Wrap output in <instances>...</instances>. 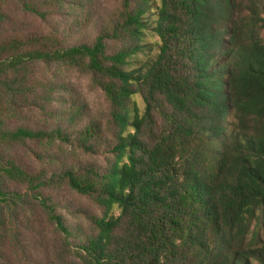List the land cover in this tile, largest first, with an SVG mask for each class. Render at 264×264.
I'll return each mask as SVG.
<instances>
[{"label":"trees","instance_id":"obj_1","mask_svg":"<svg viewBox=\"0 0 264 264\" xmlns=\"http://www.w3.org/2000/svg\"><path fill=\"white\" fill-rule=\"evenodd\" d=\"M83 7L0 0V264H264V0Z\"/></svg>","mask_w":264,"mask_h":264},{"label":"rangeland","instance_id":"obj_2","mask_svg":"<svg viewBox=\"0 0 264 264\" xmlns=\"http://www.w3.org/2000/svg\"><path fill=\"white\" fill-rule=\"evenodd\" d=\"M84 5V12L83 15L86 13H91L89 20V26L84 28L82 31V35L84 37L87 36V34L91 33L95 23H100L101 20H105L106 17L113 13L117 8L120 0H80ZM153 3L157 4L158 0H152ZM61 14H66V12L70 13L71 9L68 8L67 5L64 6L62 11H60ZM74 12H81L78 10H75ZM146 41L148 43H152L157 41L156 37H153L151 35H148L146 37ZM70 81L73 84V92L78 97L84 98L85 102L89 105V110L92 114H98L104 111L105 108V102H104V96L101 91L94 88L90 82L83 78L78 77L74 78L73 74L71 75ZM133 99L136 101L137 105L140 109L143 107V103L141 101V98L139 96H134Z\"/></svg>","mask_w":264,"mask_h":264}]
</instances>
